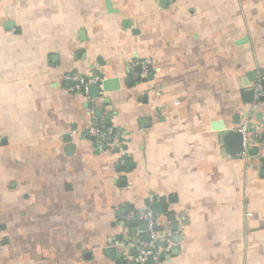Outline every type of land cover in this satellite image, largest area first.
Wrapping results in <instances>:
<instances>
[{"label":"crops","instance_id":"1","mask_svg":"<svg viewBox=\"0 0 264 264\" xmlns=\"http://www.w3.org/2000/svg\"><path fill=\"white\" fill-rule=\"evenodd\" d=\"M108 1L0 0V264H116L133 208L169 226L162 264H264V0ZM96 71L121 90L93 104L66 77Z\"/></svg>","mask_w":264,"mask_h":264},{"label":"built area","instance_id":"2","mask_svg":"<svg viewBox=\"0 0 264 264\" xmlns=\"http://www.w3.org/2000/svg\"><path fill=\"white\" fill-rule=\"evenodd\" d=\"M176 0H167L169 4H173ZM151 74V63L148 60L141 62V72L138 75L140 81H145L150 77ZM67 80L73 82L71 87L72 91L83 93L88 99H90V86L93 84H101L102 80L99 77H85L80 74H74L66 77ZM94 104V100L90 99ZM96 108L92 106L90 115L93 120L96 119ZM249 123L243 124L238 131L243 134L244 145L243 156H246L249 150L250 140L261 139L254 133L253 137H248ZM88 134L92 138H100L105 134L104 122H99L97 127H91L88 130ZM250 134V133H249ZM252 134V133H251ZM101 144L98 150L105 151L106 148ZM141 222L145 225V232L135 236L130 235L129 225L131 222ZM189 221L187 214H180L178 217V230L186 226ZM124 235L125 239L117 245L121 248L123 256L122 261L126 264H162L163 258L170 251L171 248V232L166 222L160 220L151 210L149 209H130L125 217ZM138 233V230H137ZM144 236L147 237L144 239ZM167 244L166 247H161L160 244ZM131 251H134V255H131Z\"/></svg>","mask_w":264,"mask_h":264},{"label":"water","instance_id":"3","mask_svg":"<svg viewBox=\"0 0 264 264\" xmlns=\"http://www.w3.org/2000/svg\"><path fill=\"white\" fill-rule=\"evenodd\" d=\"M164 2H167V0H163ZM107 7L109 12L113 11L112 8V4L110 1L107 0ZM12 24L9 22L6 26L9 27ZM95 76L100 77L101 73L99 71L95 72ZM249 81L251 80H255L256 77L254 75H249ZM246 85H249V82H246ZM259 86L261 87L260 89H256L255 90H250L246 93L248 97L249 101H252L253 97L255 96V94H260L261 92H264V78L259 80ZM102 89L105 93H113V92H118L121 90V82L119 78H108V79H104L102 82ZM100 84H93L90 86V95L92 97L98 98L100 95ZM260 100H264V96H261ZM107 102H109L108 100H106ZM98 116H102L103 115V111L102 110H98L97 112ZM107 119L109 120L108 126L112 125L111 122V115L107 116ZM248 133H256V129L254 128H248L247 130ZM243 145H244V137L243 134L239 131H231L228 132L225 135V148L226 151L230 154V155H239L243 152ZM156 207L161 208V206L159 204H156ZM178 228L176 227L175 230H177ZM179 236L176 237V240H179ZM106 252L109 254V257L113 260L116 261V264H122V259L118 258V250L116 247H110L106 250Z\"/></svg>","mask_w":264,"mask_h":264},{"label":"trees","instance_id":"4","mask_svg":"<svg viewBox=\"0 0 264 264\" xmlns=\"http://www.w3.org/2000/svg\"><path fill=\"white\" fill-rule=\"evenodd\" d=\"M93 140H96V139L93 138ZM146 238H147V237L144 236V239H146ZM122 263H123V264H126V263H124V261H122Z\"/></svg>","mask_w":264,"mask_h":264}]
</instances>
